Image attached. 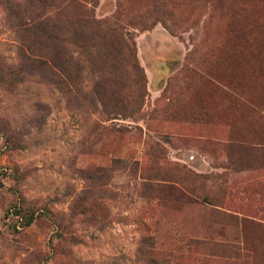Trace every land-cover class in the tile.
I'll list each match as a JSON object with an SVG mask.
<instances>
[{"label": "rangeland", "instance_id": "1", "mask_svg": "<svg viewBox=\"0 0 264 264\" xmlns=\"http://www.w3.org/2000/svg\"><path fill=\"white\" fill-rule=\"evenodd\" d=\"M31 2L0 0V264H264V0H170L175 32L133 29V117L91 72L72 96L35 66Z\"/></svg>", "mask_w": 264, "mask_h": 264}, {"label": "trees", "instance_id": "2", "mask_svg": "<svg viewBox=\"0 0 264 264\" xmlns=\"http://www.w3.org/2000/svg\"><path fill=\"white\" fill-rule=\"evenodd\" d=\"M99 2L32 0L31 11L27 10V22L22 21L25 26L23 31L26 36L40 41L30 45L35 53L30 59L48 79L72 96L86 93L82 79L86 71L91 72L95 82L90 91L96 101L101 102L103 110L106 108L112 113L133 117L141 112L142 106L128 105L131 100L123 82V75L128 69L143 72L137 59L133 29L145 31L161 22L175 32L176 20L169 10L170 0H117L116 11L106 17H99L96 13ZM144 88L145 80L139 88L142 94ZM108 93L109 101L105 97ZM238 146L251 151L247 145L239 143ZM188 189L197 194L194 185ZM24 217V224L31 225L35 214ZM192 242L193 245L199 243ZM232 251L236 252V249ZM145 253L149 264L170 263L169 259L160 261V257L149 247L145 248Z\"/></svg>", "mask_w": 264, "mask_h": 264}]
</instances>
